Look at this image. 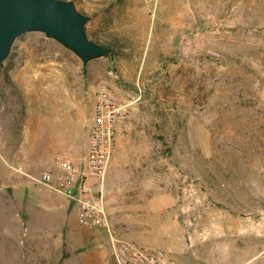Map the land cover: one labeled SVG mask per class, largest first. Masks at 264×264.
Segmentation results:
<instances>
[{
	"label": "rangeland",
	"instance_id": "1",
	"mask_svg": "<svg viewBox=\"0 0 264 264\" xmlns=\"http://www.w3.org/2000/svg\"><path fill=\"white\" fill-rule=\"evenodd\" d=\"M118 57L41 33L0 71V264H114L108 233L37 181L88 153L100 87L131 103L104 201L114 235L176 264H264V0H76ZM76 95H74V94Z\"/></svg>",
	"mask_w": 264,
	"mask_h": 264
},
{
	"label": "built area",
	"instance_id": "2",
	"mask_svg": "<svg viewBox=\"0 0 264 264\" xmlns=\"http://www.w3.org/2000/svg\"><path fill=\"white\" fill-rule=\"evenodd\" d=\"M85 100L93 104L94 111L86 157L77 162L68 151H63L55 156L57 170H44L37 181L65 194L77 205L80 226L101 228L108 233L114 264H176L165 249L145 248L114 235L104 190L115 148L116 127L128 116L131 103L119 101L105 87L88 93Z\"/></svg>",
	"mask_w": 264,
	"mask_h": 264
},
{
	"label": "water",
	"instance_id": "3",
	"mask_svg": "<svg viewBox=\"0 0 264 264\" xmlns=\"http://www.w3.org/2000/svg\"><path fill=\"white\" fill-rule=\"evenodd\" d=\"M91 19L76 0H0V71L17 39L27 33H41L58 42L80 58L84 67L98 59L113 63L117 48L86 34Z\"/></svg>",
	"mask_w": 264,
	"mask_h": 264
},
{
	"label": "trees",
	"instance_id": "4",
	"mask_svg": "<svg viewBox=\"0 0 264 264\" xmlns=\"http://www.w3.org/2000/svg\"><path fill=\"white\" fill-rule=\"evenodd\" d=\"M104 32V30H100L96 27L92 28L91 30H89V26L87 25L86 27V34L88 35V37L92 38L93 40L97 41V42H101L103 44H108V45H112V46H116L113 42H102L100 40V35ZM117 48V47H116Z\"/></svg>",
	"mask_w": 264,
	"mask_h": 264
},
{
	"label": "crops",
	"instance_id": "5",
	"mask_svg": "<svg viewBox=\"0 0 264 264\" xmlns=\"http://www.w3.org/2000/svg\"><path fill=\"white\" fill-rule=\"evenodd\" d=\"M80 10H81V9H80ZM73 94H74V93H73ZM74 95H75V94H74ZM75 96H76V95H75ZM77 97H80V98H81L80 101H82V102L85 101V100H84L85 97H81V96H77Z\"/></svg>",
	"mask_w": 264,
	"mask_h": 264
}]
</instances>
